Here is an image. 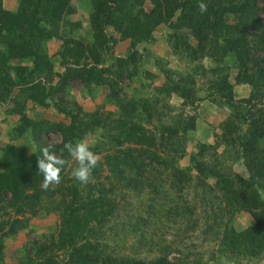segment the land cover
Wrapping results in <instances>:
<instances>
[{"label": "rangeland", "instance_id": "1", "mask_svg": "<svg viewBox=\"0 0 264 264\" xmlns=\"http://www.w3.org/2000/svg\"><path fill=\"white\" fill-rule=\"evenodd\" d=\"M20 1L0 6L14 13ZM46 1L58 6L38 67L0 58V164L32 158L51 138L61 145L62 134L47 132L52 124L78 125L71 140H87L101 159L87 185L72 177L73 161L48 190L39 172L42 191L15 197L0 188V264H79L84 244L107 264H264V124L253 123L264 109V0ZM239 25L249 35L244 66L229 41ZM67 68L81 77L64 80ZM97 75L105 83L96 85ZM133 102H148L144 128L167 164L113 174L109 160L135 147L113 142ZM12 147L21 154L8 155ZM55 153L68 158L64 148ZM99 194L111 204L91 208ZM71 208L86 216L72 237L60 233Z\"/></svg>", "mask_w": 264, "mask_h": 264}, {"label": "trees", "instance_id": "2", "mask_svg": "<svg viewBox=\"0 0 264 264\" xmlns=\"http://www.w3.org/2000/svg\"><path fill=\"white\" fill-rule=\"evenodd\" d=\"M21 0L19 2L18 9L13 13L8 10L3 9L0 6V58L2 60H18L23 61L26 59H33L35 65L40 64V60L42 61L44 58L39 55V49L43 42L48 39L49 34L45 24L50 25L52 22L56 21V18H53L54 15L57 14L56 9L58 5H49L45 0ZM52 3V2H51ZM258 24V23H257ZM237 37L231 36L229 38L230 45L232 47V51L236 53L242 66L245 65L246 61H250L248 49L246 43H248L249 35H246L247 29L244 30L243 26L237 27ZM233 33L231 30L228 35ZM122 62L120 61V66H122ZM38 67V66H37ZM19 78H22V74L26 71L23 67L16 68ZM76 78L79 79L81 74L79 71L74 70V68H67L63 79L66 78ZM94 77V75L92 76ZM11 83V81H10ZM105 83V80L100 76H96L95 84L101 85ZM114 81L109 82V86L114 88ZM113 90V89H112ZM112 99H116V95L114 91L112 92ZM117 100V99H116ZM120 106H121V102ZM146 102L145 105H138L136 103H126L127 109H122L123 111L119 114L120 123H118L117 128L120 129V132L116 135L117 140L113 141L115 143V147L123 145L124 143H131L135 145V147H127L124 149H119L116 153L115 160H109V171L113 174H118L117 171H121L119 166H126L129 170L135 171L136 173L142 172L143 167L146 166L147 163H159V164H167V162L162 161L158 154L154 151L155 140L154 135L149 134L148 131L144 128V124L148 123L149 115H144L145 113H150ZM250 114V113H248ZM258 114V115H257ZM257 118L253 121L254 124H264V109L261 108L256 112ZM146 117V119H145ZM98 123V122H97ZM78 126V125H76ZM73 124L69 126V130H66L65 127H62L59 124H52L48 127V131H56L62 134V144L71 140L72 138L77 136V133H73L75 127ZM89 127V126H87ZM43 131L38 130V132L34 133V139L37 135H41ZM262 137V136H261ZM122 140V142L120 141ZM57 145L53 147V151L56 152L63 148V145ZM46 146L44 143H40L39 147L34 153L32 158L23 157L21 163L16 162L10 157L5 164H0V188L9 189L13 196L18 197L19 192L21 195L27 188L39 190L40 179L38 178V168H37V157L41 155L42 147ZM137 147V148H136ZM7 154L11 153L21 154L20 151L12 148H7ZM112 159V158H110ZM145 161V162H144ZM120 164V165H118ZM173 177L177 183V189L181 190L180 182H181V171H175L173 173ZM100 184H97V190L100 193ZM101 187H103L101 185ZM41 190V189H40ZM39 190V191H40ZM42 191V190H41ZM238 190L234 192V198H238ZM243 197V196H242ZM88 204L91 208L101 209L104 205H109L111 202L105 201V196L97 195L88 200ZM91 211V209L87 210V214ZM94 210H92V213ZM84 212H80V209L71 208L70 211H67L66 216L63 217V222H61V231L60 233H67L68 236L72 237L70 232L73 230H80V225L83 224L82 220L86 217L83 216ZM86 214V215H87ZM66 218H69L66 220ZM91 233L90 230L87 231ZM85 245V244H84ZM81 246L80 250H76V255L78 257L79 264H107L108 259L104 260L102 255L91 256L88 251H92V254H95L97 251V247L91 244H87L85 247ZM87 248V251L85 250ZM49 264H55L53 262ZM65 264H75V262H67ZM111 264H117L116 259L113 258ZM122 264H169L163 258H159L158 260L150 261V262H141L130 260L126 261Z\"/></svg>", "mask_w": 264, "mask_h": 264}, {"label": "clouds", "instance_id": "3", "mask_svg": "<svg viewBox=\"0 0 264 264\" xmlns=\"http://www.w3.org/2000/svg\"><path fill=\"white\" fill-rule=\"evenodd\" d=\"M198 8L201 14L207 11V4L200 2ZM56 141L52 138L42 147L41 155L37 157L38 172L43 175L41 188L48 190L52 185L61 182L62 171L70 166L73 161L75 167L71 170L72 177L83 185L93 182V170L100 162V155L92 150V145L85 139L69 140L64 142L63 148L68 154V158L58 156L52 149Z\"/></svg>", "mask_w": 264, "mask_h": 264}]
</instances>
